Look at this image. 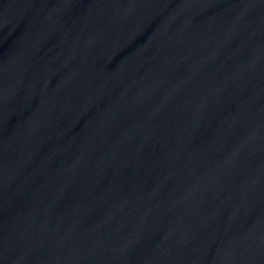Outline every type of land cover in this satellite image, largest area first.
I'll return each instance as SVG.
<instances>
[{
	"label": "water",
	"instance_id": "95a60500",
	"mask_svg": "<svg viewBox=\"0 0 264 264\" xmlns=\"http://www.w3.org/2000/svg\"><path fill=\"white\" fill-rule=\"evenodd\" d=\"M66 0H0V264H16L38 173Z\"/></svg>",
	"mask_w": 264,
	"mask_h": 264
}]
</instances>
